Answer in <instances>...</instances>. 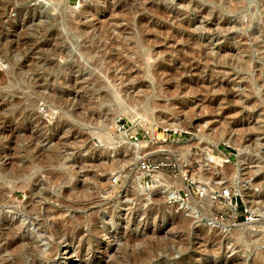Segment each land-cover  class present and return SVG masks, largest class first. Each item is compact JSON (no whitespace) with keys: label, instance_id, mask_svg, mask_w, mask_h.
I'll use <instances>...</instances> for the list:
<instances>
[{"label":"rangeland","instance_id":"rangeland-1","mask_svg":"<svg viewBox=\"0 0 264 264\" xmlns=\"http://www.w3.org/2000/svg\"><path fill=\"white\" fill-rule=\"evenodd\" d=\"M72 63L77 71L65 76ZM0 74V172L24 170L0 175V264H123L145 247L143 264H264V0H0ZM102 82L127 87L118 96L138 107L152 103L153 116L189 122L162 140L123 115L116 121L136 134L124 135L128 141L162 144L141 161L167 176L178 199L184 177L196 205L186 196L184 208L173 206L176 198L154 187V172L135 168L117 139L97 137L110 108ZM214 128L239 137L245 155L215 143ZM51 173L63 175L50 180ZM137 176L151 190L146 199L130 191ZM198 180L232 195L236 218L210 198L211 214L226 226L206 219ZM20 182L26 186L11 187ZM75 183L83 190L69 195ZM239 186L262 211L246 204ZM243 208L256 218L241 222ZM73 216L83 218L76 237L50 238ZM237 225L246 235L232 233ZM9 228L27 237L20 254L1 239Z\"/></svg>","mask_w":264,"mask_h":264},{"label":"bare ground","instance_id":"bare-ground-1","mask_svg":"<svg viewBox=\"0 0 264 264\" xmlns=\"http://www.w3.org/2000/svg\"><path fill=\"white\" fill-rule=\"evenodd\" d=\"M70 18H71V16H70ZM78 19V14H75L74 15V17H73V19ZM70 20H72V19H70ZM71 22V21H70ZM69 22V23H70ZM72 24H74V23H72ZM75 25V24H74ZM72 27V26H71ZM70 27V28H71ZM79 27V26H78ZM74 29V28H73ZM101 32V31H100ZM77 33V32H76ZM80 36V35H79ZM59 42V41H58ZM56 43V42H55ZM61 47V46H60ZM53 50H57L58 52H60V50H59V47L58 48H54ZM57 51H53L54 53L56 52L57 53ZM58 54V53H57ZM4 56V55H3ZM147 56V55H146ZM9 58V57H8ZM148 58V57H147ZM10 59V58H9ZM16 60V59H15ZM10 61V60H9ZM16 62V61H15ZM14 61L12 62L13 64L15 63ZM18 63V62H17ZM19 64V63H18ZM16 65V64H15ZM23 67H20V66H18V68L17 69H15V74L16 75H20L21 74V72H23V69H22ZM77 69H78V67H77V65H75V64H69L67 67H66V72H64V75L65 76H67V74H69V73H71L72 71H77ZM61 70V69H60ZM162 72H164V71H162ZM75 73V72H74ZM157 73V72H156ZM166 73V72H165ZM2 74V73H1ZM1 74H0V80H1ZM151 74V73H150ZM162 74H164V73H162ZM34 76V75H33ZM150 76V75H149ZM152 76H157V74H154V75H152ZM174 76V75H173ZM20 78V77H19ZM97 78V77H96ZM108 78H109V76H108ZM23 82V81H22ZM100 83V82H99ZM104 82H102V86L103 87H105V89H108V90H110L109 92H107L105 95L107 96V98H108V100H107V102H108V104H109V113H107L106 115H104L105 116V118L103 119V120H100L99 121V123H98V125H99V128H100V130L98 131V133H97V137H99V139L100 138H104L103 140H107V141H113V140H115V139H117L116 140V142H118V146L120 145V148H123V149H125V150H128L129 151V153H130V157H131V160L132 161H134V164H133V166L135 167V168H138V164H139V162L141 161V159L146 155V154H148L149 152H150V149H157V148H160L161 146H162V144L160 145V143H159V145H156L157 143H154V144H150L148 141H144V142H141V143H135V142H131V141H128L126 138H125V136H124V134H125V131L124 130H122V128H118L117 127V118L119 117L120 118V116H125V118H127L128 120H130V121H132V122H134V121H136V122H138L143 128H144V130H146L147 131V133H148V135H152V137L153 136H156V137H159L158 135H160L158 132H154L155 131V127H154V125L156 124H158V125H161L162 127H166V128H171L173 131H180V130H185L186 128H188L187 127V125H189L188 123V121H184V119L182 120L181 119V121L180 120H178V119H171V120H167V119H165L164 117H162L163 115L162 114H154V116H153V112H152V109H153V105H152V103H141V107H138V106H136V103H134L135 102V100L134 99H130L129 101L128 100H122L119 96H118V94H117V92H116V89H126L127 87H124V86H122L121 87V85L117 88H115V87H112V86H107L105 83L103 84ZM72 84L74 85V84H76V78L74 79V81L72 82ZM101 84V83H100ZM72 86V85H71ZM101 86V85H100ZM102 86H101V88H102ZM114 86V85H113ZM137 85H131L130 87L132 88V89H135V87H136ZM163 86V85H162ZM161 86V87H162ZM207 87V86H206ZM212 87V86H211ZM211 87H209V88H211ZM100 88V87H99ZM145 88V87H144ZM158 88H160V87H158ZM161 90V89H160ZM55 93L54 92H52L51 94H50V96L52 97L53 95H54ZM58 98V97H57ZM1 102V101H0ZM141 101H139V103H140ZM3 104H4V102H2ZM10 106H13L12 104L10 105ZM5 107V106H4ZM21 113V112H20ZM26 114V113H25ZM17 115H19V114H17ZM151 116H153V118L152 119H150V117ZM103 118V117H102ZM98 128V129H99ZM114 128H115V132L113 131L114 130ZM113 129V130H112ZM218 128L217 129H213L212 130V133H210V134H213V138H214V141H215V143L218 141V140H221L222 142H224L226 145H229V146H231V147H233L234 149H236V150H238V152H242V155H245V153H244V151H245V145L244 144H242L241 142H239V140H238V138H234V136L233 135H230L228 132H224V131H222V130H218ZM225 130V129H224ZM236 130V129H235ZM184 132V131H183ZM203 132V131H202ZM233 136V137H232ZM152 142V141H151ZM167 145V144H166ZM165 145V146H166ZM183 146L184 147H186L187 145H185V143H183ZM189 146V145H188ZM163 147V146H162ZM161 149V148H160ZM160 149H157V150H160ZM156 150V151H157ZM263 150H264V144H263ZM192 155H193V153H192ZM263 159H264V151H263ZM242 158V161L245 159V156L243 157H241ZM52 159V158H51ZM56 162V161H55ZM244 162V161H243ZM106 165V164H105ZM195 167V164H194V162H193V164H192V167ZM109 167V166H108ZM193 167V168H194ZM139 170V169H138ZM184 171L185 170H182V173H184ZM7 173H4L3 171L2 172H0V175H2L3 176V179H4V177L5 178H7V179H9V177L11 178H13V177H21V176H23V174H24V170L22 169V168H16V170H12V171H9L8 172V170L6 171ZM150 172H154V169H152ZM50 173V172H49ZM188 173H190V171L188 172ZM53 173H51V176L49 177V179L51 180V179H54V177L56 178V179H58L59 177H62V175H60L59 173V175H52ZM163 174L160 172V171H155L154 172V174H153V178H152V181H153V185H154V187H156V188H158V190L160 191V192H162V194L161 193H159V194H161L162 196H164L165 198L167 197V198H176L175 200L173 199V202H175V203H173L172 205L173 206H175V207H177V208H184L185 206H186V202L185 201H182L181 199H178V197L176 196V192L175 191H172V190H170V186H169V184L167 183V180H164L163 179V177H167V176H162ZM190 175H191V177H196V178H198V179H201L200 177H199V175H197V173H194V169H192L191 168V173H190ZM69 176H71V175H69ZM136 176V175H135ZM68 176H66V178H67ZM70 178V177H69ZM183 178L184 177H179V179H178V186H180V187H183V188H185V184H184V181H183ZM15 179V178H14ZM60 179V178H59ZM161 180H164V181H161ZM169 181V180H168ZM199 181V180H198ZM1 183V182H0ZM170 183V182H169ZM14 185V184H13ZM11 186L12 188H20L21 189V187H25L24 186V184L23 183H17L15 186ZM132 188H130V191L131 192H133L134 194H137V193H141L140 195H145L144 197V199H146L147 197H148V195H149V193H150V191L151 190H146V189H144V188H141L140 186H139V179H138V176L136 177V178H134L133 180H132ZM16 186H18V187H16ZM73 186V188L71 189V193H68L69 195H71V194H73V193H77V191L79 190V187H81V186H78V184H74V185H72ZM197 186L199 187V189L202 191V194H204V196H205V199L208 201V209H206V214H207V216H206V219H209V220H211V221H213V222H215L216 224H220V225H225L226 226V224H228L229 222H226V220L225 221H223V222H218V221H216V219L214 218V216H213V214H211V211H210V206H212L213 205V201L210 199V197H209V192L210 191H212L213 189H216V188H218V186H215L216 188H213V187H208V186H205L204 184H202L200 181L199 182H197ZM2 187V186H1ZM4 187V186H3ZM237 187V186H236ZM1 189V191H0V203H2V202H5V196H4V188L2 189V188H0ZM24 189V188H23ZM81 189L83 190V187H81L80 188V191H81ZM236 190V189H235ZM70 191V190H69ZM31 192V190H29V193ZM237 192H239L240 193V195L242 196V198L244 199V201L246 202V204L250 207V208H252L253 210H255V211H260L261 209H259V208H253L254 206H256V198H255V195L254 194H252L249 190H246L245 188H243V187H241V186H239L238 188H237ZM238 194V193H237ZM164 199V198H163ZM188 201V204L190 203H192L193 205H196L195 204V199L194 198H192V196H188V199H187ZM261 200V199H260ZM77 206H79V204L77 205ZM30 207H32V208H34L35 206L33 205V203H30ZM80 207V206H79ZM81 208V207H80ZM35 209V208H34ZM251 209V210H252ZM30 210V209H29ZM262 211V210H261ZM263 213V212H262ZM75 216V215H74ZM72 217L70 220H69V217H68V220H66V221H68V222H66V223H64L65 222V220H64V224H62V223H60L59 222V225L57 224V222H55L56 223V225H58V226H55V227H57V228H54V227H52V226H54V225H52L51 227L52 228H54V229H52L50 232V238L52 237V235L53 236H57V234H59V233H61V232H65L67 235H70V237H72V236H75L76 234H78L80 231H81V228H80V226H81V224H82V220H83V218H81V217ZM77 216V215H76ZM87 219V218H86ZM90 220V219H89ZM59 221V220H58ZM206 221V220H205ZM208 221V220H207ZM85 222V221H84ZM88 223V222H87ZM60 224H62V225H60ZM215 224V225H216ZM21 226V225H20ZM245 226V225H244ZM244 226H241V225H237L235 228L236 229H234V232H232V233H235V236L236 237H238V238H240L244 233H245V235H246V229H245V227ZM50 227V228H51ZM92 228V227H91ZM18 229H20L19 227H18ZM232 231V230H231ZM13 232L15 233V231L14 230H12V229H8V231H7V235L9 236V237H11V238H4L3 236L4 235H1V239L2 240H4L5 241V246H7L8 248L7 249H12V248H10V247H12L13 246V250H12V252H16L17 254H20L19 252L20 251H22V247H23V244L24 245H26V242L24 243V242H22V240L24 241V238H27V237H25V236H23V235H19V236H14L13 235ZM90 233V232H89ZM87 234V236L85 237L86 239H89L90 237H91V233L90 234ZM13 236V237H12ZM55 236V237H56ZM76 237V236H75ZM141 238H143V237H141ZM132 241V240H131ZM145 241V240H144ZM18 244H22V245H20V246H17ZM14 245H15V247L17 246L18 248H15L14 247ZM21 249H20V248ZM149 248V247H148ZM151 249V247L149 248V250ZM57 250V248H56V246L55 247H53V248H51L50 249V253H55V251ZM152 250V249H151ZM10 251V250H9ZM11 252V253H12ZM57 252V251H56ZM15 253V254H16ZM13 254V253H12ZM148 250H147V247H145L144 249H142V250H140V251H138V252H136V253H131V254H128V255H126L125 254V258H124V260H123V264H143V262L145 261V260H147V258H148ZM15 256V255H14ZM20 257V256H19ZM17 258V257H16ZM19 259V258H18ZM15 260V259H14ZM16 262V261H15ZM19 262V261H18ZM17 262V263H18ZM112 264H116V262L114 261Z\"/></svg>","mask_w":264,"mask_h":264},{"label":"built area","instance_id":"built-area-1","mask_svg":"<svg viewBox=\"0 0 264 264\" xmlns=\"http://www.w3.org/2000/svg\"><path fill=\"white\" fill-rule=\"evenodd\" d=\"M120 128V127H119ZM154 132H158L160 135L157 138H161L162 140H165V138L167 137V135L170 132V128H166V127H161L158 131L155 129ZM174 132V131H173ZM145 133H147V131H145ZM127 135L128 138H132V139H136L137 136L136 134H131L125 131V134ZM154 137V136H153ZM156 137V136H155ZM154 168V166H151L149 163L144 162V161H140L139 163V169L143 172H146V174H150V171ZM148 181L149 180H145V185H148ZM184 190L186 191H182V195L183 197L188 196L190 193L188 191V188L186 187L185 184V188ZM178 194L179 190L176 191ZM201 195V191L198 192ZM209 196L210 198L217 203L220 206H231V209L235 210V204L232 202V195L230 194V192L227 189H221V190H212L209 192ZM183 197L181 198L179 196V198L182 200ZM233 210V216L236 218V213ZM242 218H241V222H250L253 221L256 217L253 211H251L248 208H243L242 211L240 212Z\"/></svg>","mask_w":264,"mask_h":264}]
</instances>
